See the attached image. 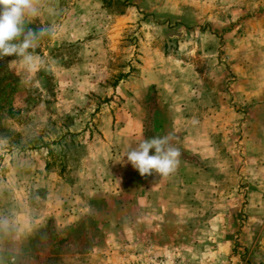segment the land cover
Here are the masks:
<instances>
[{
  "label": "rangeland",
  "instance_id": "rangeland-1",
  "mask_svg": "<svg viewBox=\"0 0 264 264\" xmlns=\"http://www.w3.org/2000/svg\"><path fill=\"white\" fill-rule=\"evenodd\" d=\"M132 1L37 0L25 29L52 31L33 63L0 59V264H264V151H243L248 112L231 87L242 14H215L212 54ZM144 50L153 77L134 97L124 83ZM168 134L176 171L141 176L126 153ZM202 137L219 151H195Z\"/></svg>",
  "mask_w": 264,
  "mask_h": 264
},
{
  "label": "crops",
  "instance_id": "crops-1",
  "mask_svg": "<svg viewBox=\"0 0 264 264\" xmlns=\"http://www.w3.org/2000/svg\"><path fill=\"white\" fill-rule=\"evenodd\" d=\"M225 4L233 5L234 9L232 8V11L236 12L238 16L241 14L243 16V19L237 21L238 25L233 24L234 27L240 26L242 28L243 35L238 38L233 37L235 41L231 43L233 44L232 46H234V51L243 55V66H241L243 69L238 73L237 81H233L231 85V87H233V93L238 98V102L243 104V108H247L248 112V116H245L243 121V151H247L248 153H251V151H264V0H142V3L140 0H135L132 1V5L129 6L128 10L131 12L135 10V17L140 11L145 13L164 12V16L160 17V19L162 21L170 20L173 21V23L176 22L175 28H177L185 38L188 37L189 33L192 35L194 32L196 34L197 44L201 43L204 39H209L213 45V51L211 52L213 54L215 51L214 47L219 44V41L217 35L209 31L208 27H212L211 29H213L221 26L220 23L217 24V17L215 14L217 15V12L221 11V7H225ZM144 16L145 20L148 22L149 16L143 15V17ZM205 22H208V25H206ZM222 26H224V24ZM150 52L153 51L150 50ZM139 57L144 58H142L143 62L145 61L144 65L139 64L137 67L139 70H137L136 74L134 70L132 74L125 79L126 83H124V85L127 84L131 86L134 97L135 92L141 93L144 89L145 91L148 90L151 86L150 83H148L150 80L149 78L153 77L149 76L150 73H147L152 67L150 53H145L144 50L143 55ZM158 59L160 63L166 60L164 57L160 56ZM162 64L164 65L165 63ZM157 66L158 64H156L155 67ZM232 72L236 74L235 70H232ZM146 73L148 77H145ZM136 75L137 78H135ZM160 77L162 76L160 75ZM160 77L156 76V79L158 80ZM135 79L140 82V86H137L136 90ZM196 90L198 91L197 93H203L204 86L196 87ZM214 92H216V89ZM212 100L214 105V102L218 100V95L213 93ZM215 118L216 121L214 122ZM135 122H137L135 115L129 117V121L122 120L121 118L118 121L119 128L121 127V134H126V132H128L126 125H135ZM213 123L215 124L213 132L214 130L218 131L219 126L217 125L220 124V117H213ZM257 123L259 124V130H257V126L253 129V124L257 125ZM108 134L109 136H113L110 133ZM115 136L117 139L123 138L118 137L116 133ZM255 140L258 142L260 150L251 148V143L256 144L254 142ZM195 151L219 150L215 145H213L211 149L205 150L202 137L201 140L199 139V147H197ZM260 232L262 233L263 231ZM247 241L250 242V240ZM250 244L252 243H248V246H250Z\"/></svg>",
  "mask_w": 264,
  "mask_h": 264
},
{
  "label": "clouds",
  "instance_id": "clouds-1",
  "mask_svg": "<svg viewBox=\"0 0 264 264\" xmlns=\"http://www.w3.org/2000/svg\"><path fill=\"white\" fill-rule=\"evenodd\" d=\"M36 4L37 0H0V59L15 55L28 65L33 63L34 56L28 50L52 31L44 27L25 29V17L38 14ZM171 140V134L142 140L137 147L126 153L127 161L141 176L155 172L166 177L176 171L181 155ZM151 149L155 150V154H149Z\"/></svg>",
  "mask_w": 264,
  "mask_h": 264
}]
</instances>
